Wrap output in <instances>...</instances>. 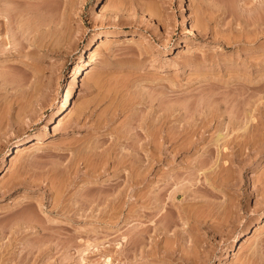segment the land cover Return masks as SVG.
<instances>
[{
    "label": "rangeland",
    "instance_id": "1",
    "mask_svg": "<svg viewBox=\"0 0 264 264\" xmlns=\"http://www.w3.org/2000/svg\"><path fill=\"white\" fill-rule=\"evenodd\" d=\"M42 1L0 0V264H264V0Z\"/></svg>",
    "mask_w": 264,
    "mask_h": 264
},
{
    "label": "bare ground",
    "instance_id": "2",
    "mask_svg": "<svg viewBox=\"0 0 264 264\" xmlns=\"http://www.w3.org/2000/svg\"><path fill=\"white\" fill-rule=\"evenodd\" d=\"M44 1V0H43ZM42 1V2H43ZM46 1V0H45ZM30 4H32V3H30ZM39 4V3H38ZM44 4V3H43ZM116 11V10H115ZM118 12L116 11L115 12V14H117ZM119 14V13H118ZM184 20V23H186V18H184L183 19ZM66 33H67V31H66ZM105 34H107L108 33V31H105L104 32ZM67 34H69V32L67 33ZM69 36V35H68ZM70 37V36H69ZM68 37V39H70ZM95 55H96V52H95V50H93V49H91V51H90V58H89V61H92V59L95 57ZM13 79V78H12ZM68 103V99H66L64 102H63V104H62V110H63V113H65L67 110H68V108H69V105L67 104ZM27 107V106H26ZM28 107H30L28 110L30 111V109H31V111L33 110V107L31 108V105L30 106H28ZM27 107V108H28ZM26 110V108H25V106H21L20 107V111L22 112L23 110ZM27 111V110H26ZM6 115H8V114H6ZM17 116H15L14 118H11V119H9V121H8V124L9 123H12V122H21V114L18 112L17 114H16ZM252 116V115H251ZM4 117H6V116H4ZM64 116H62L60 119H59V121H58V124L57 125H61L62 123H63V121H64ZM252 118V117H251ZM8 119V118H7ZM6 119V120H7ZM252 119H254V118H252ZM5 120V119H4ZM3 120V121H4ZM240 120V119H239ZM1 121V120H0ZM3 121H1V125H0V127L2 126L3 127ZM5 122V121H4ZM240 122V121H239ZM17 123V124H18ZM7 125V124H6ZM10 125V124H9ZM2 132V134H4L3 133V131H1ZM238 136V135H237ZM226 137V135H224V134H222L221 132L220 133H218L217 135H216V140H215V142H217V144H219V142L223 139V138H225ZM0 138H1V135H0ZM34 140H36V141H34ZM34 140H32V141H30V142H28V143H25L24 145H18L16 148V154H21L22 153V150H24L25 148H27V147H30V146H39V144L42 142L40 139H34ZM91 141V140H90ZM91 143V142H90ZM93 143V142H92ZM89 144V143H88ZM94 144V143H93ZM95 145V144H94ZM90 146V145H89ZM92 146V145H91ZM90 146V147H91ZM160 145H158V146H156L155 147V151H157V152H155L156 154H158V156H161L162 154H163V149H162V147H159ZM1 147V146H0ZM85 147H86V145H85ZM93 147V146H92ZM91 147V148H92ZM97 147V146H96ZM219 147V146H218ZM38 148V147H37ZM95 149V148H94ZM79 150V149H78ZM85 150H86V148H85ZM91 150V149H90ZM77 151V150H76ZM76 151H74V152H76ZM84 151V150H83ZM82 151V152H83ZM86 151H88V149L86 150ZM93 152V151H92ZM87 153V152H86ZM88 153H91V152H88ZM81 154H83V153H81ZM91 155V154H90ZM157 157V156H156ZM160 159V158H159ZM89 162V161H88ZM152 164V163H151ZM149 167L151 166H153V165H148ZM147 167V166H146ZM151 167L150 168H148V171H150L149 169H151ZM22 174V173H21ZM20 174V176H22ZM18 175V174H17ZM5 174L0 178V179H3V178H5ZM20 176H16V177H19L20 178ZM23 177V176H22ZM19 178H18V180L17 181H15L14 179H13V181L15 182V183H13V184H11V186H7L4 190H2V194H7V193H10V192H12L13 191V189H14V187H16V185L18 186V184L19 183H22L21 181H22V179L21 180H19ZM25 178V177H24ZM25 180V179H24ZM23 184V183H22ZM4 185V184H3ZM1 187V186H0ZM3 188V187H2ZM1 188V189H2ZM60 192V191H59ZM58 192V193H59ZM60 193H62V191L60 192ZM57 196H59V194L57 195ZM58 198V197H57ZM60 198V197H59ZM15 204V203H14ZM27 204V203H26ZM17 205V204H16ZM25 205V204H24ZM25 209H26V207H25ZM33 209V208H32ZM32 209H28L27 211L25 210V217L27 218H25L26 219V221L29 223H32L31 225L33 226L34 224V222H35V217H33V215H34V211H32ZM113 214H115L116 215V212H112L111 213V216H110V218H113ZM230 214V213H229ZM232 214V213H231ZM230 216V215H229ZM16 219V218H15ZM35 219V220H34ZM38 219V218H37ZM227 219V218H226ZM232 219V218H231ZM16 221V220H15ZM228 221V220H227ZM237 221H238V219H237ZM17 222H19V220L17 221ZM233 222V221H232ZM16 223V222H15ZM36 224V223H35ZM165 224V223H164ZM31 226V227H32ZM165 226V225H164ZM167 226H169V224L167 223ZM236 227V226H235ZM166 228V227H165ZM167 228H169V227H167ZM198 238V237H197ZM200 239V238H199ZM194 243H195V245L198 247L199 246V244H200V241L199 240H196V239H194ZM157 245H156V250L157 251H161V249H162V247L164 248V249H162L163 250V252H166L167 254L166 255H170L171 253H173V251L175 252L176 250H173V249H175L176 248V246H172V245H174L173 243H170V245L172 246H162L161 247V245L159 244V242H157L156 243ZM201 245V244H200ZM7 247V246H6ZM175 247V248H174ZM6 249V248H5ZM2 251V250H1ZM210 252V251H209ZM208 252V258H207V256H205L206 258H205V260H204V262H200V264H204V263H206V262H208L209 261V259H211V257H212V253H209ZM253 252V251H252ZM252 252H251V255H252ZM254 252H255V250H254ZM3 253V252H2ZM254 254V253H253ZM0 255H1V253H0ZM152 255H153V253H152ZM151 255V256H152ZM184 255V254H183ZM181 256L180 258L182 259V261H184V263L182 262L181 264H198L199 262H198V260H197V258L196 257H199L198 255H195V256H193V255H189L188 253H187V256H186V254L184 255V256ZM200 255V254H199ZM172 256V255H171ZM174 256V255H173ZM173 256H172V259H173ZM254 256V255H253ZM144 257H146V256H144ZM166 257V256H165ZM256 257L258 258V256L256 255ZM168 258H169V256H168ZM171 258V257H170ZM248 258H250V257H248ZM149 259V258H148ZM154 259H156V258H153V260ZM171 259V260H172ZM201 259V258H200ZM251 259V258H250ZM256 259V258H255ZM254 259V257H253V260H255ZM147 260V259H146ZM151 260V259H150ZM108 261H110V257L108 258ZM152 261V260H151ZM249 261H251L252 262V259L251 260H249ZM148 262V261H147ZM156 262H158V261H156ZM171 262V263H170ZM169 263L170 264H173L172 263V261H170ZM198 262V263H197ZM143 263H145V262H143ZM254 264H255V262H253ZM146 264V263H145ZM242 264V263H241ZM244 264H246V263H244ZM251 264V263H250Z\"/></svg>",
    "mask_w": 264,
    "mask_h": 264
}]
</instances>
